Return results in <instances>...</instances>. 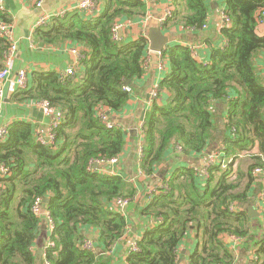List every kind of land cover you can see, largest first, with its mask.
Returning a JSON list of instances; mask_svg holds the SVG:
<instances>
[{"label": "trees", "instance_id": "obj_1", "mask_svg": "<svg viewBox=\"0 0 264 264\" xmlns=\"http://www.w3.org/2000/svg\"><path fill=\"white\" fill-rule=\"evenodd\" d=\"M105 1L97 17L85 19L74 10L35 30L38 45L74 42L83 47L85 58L74 78L35 72L27 88L17 90V102L48 101L63 118L51 146L38 144L33 125L18 121L0 142V165L10 171L0 179V264H41L33 251L42 221L31 211L36 198L49 200L43 207L54 224L49 232L54 247L45 250L48 264H115L111 256L84 250L82 244L89 231H96L102 251H107L126 233L125 214L130 212L137 228L139 223L158 224L142 231L125 264H179L189 235L194 250L188 264H235L239 255L247 264H264V207L262 221L247 212L256 198L254 187L263 189L262 178L253 172L264 171V77L256 69V59L264 53V36L256 32L264 0H224L231 25L221 29L223 45L211 47L207 62H198L190 47L182 45L162 52L169 67L160 83L165 100L146 111L142 134L137 135L143 155L138 161L133 143L130 169L155 176L176 145L181 151L173 153L174 160L212 151L221 156L208 167L207 178L199 167L175 168L167 191L143 206L134 202L133 184L139 178L102 176L88 169L91 161L121 157L129 140H136L122 126L104 128L97 114L125 110L131 96L123 87L129 81L132 88L144 73L148 44L145 37L120 43L112 34L118 20L145 16L144 1ZM172 5L170 20L184 28H201L208 20L209 0H172ZM0 20L7 22L1 12ZM3 49L0 38V69ZM256 146L257 153H251ZM244 152L248 154L242 156ZM230 159L237 161L234 178L233 161L221 166ZM117 198L129 200L125 212L113 207ZM233 203L239 209L230 212ZM227 238L238 241L227 243Z\"/></svg>", "mask_w": 264, "mask_h": 264}, {"label": "crops", "instance_id": "obj_2", "mask_svg": "<svg viewBox=\"0 0 264 264\" xmlns=\"http://www.w3.org/2000/svg\"><path fill=\"white\" fill-rule=\"evenodd\" d=\"M39 0H3L4 15L7 18V23L12 26L13 38L17 42L18 49L14 58L12 75L5 83L4 86V99L2 113L0 116V127L3 124L11 125L12 123L25 122L33 125L37 128H47L51 122L49 117L43 115L41 110L37 107L34 101H16V93L19 88L15 84V75L20 70H25L28 77V85L30 83V75L35 72H55L63 74L64 71L75 60L71 50L76 49L81 52L84 51L83 47L74 42H66L56 46H43L38 45L34 41L35 23L39 17L43 14L50 15L60 10H67L69 8L76 7L81 0H41L42 5L40 8L36 7V3ZM146 5L145 16H135L132 19H121L117 23L121 24L120 31L117 34V40L120 43H128L139 39L140 37H147L151 29H157L163 33L165 37L169 39L167 47L174 45H182L195 49L197 58L200 63L208 61L210 56L211 47L217 48L223 45V38L221 37V19L220 12L224 8V0H209L210 11L208 14L207 24L208 27L205 30L193 31L191 29L184 28L182 24L172 22L173 20H167L161 26L159 20L163 16L165 7L172 5V0H142ZM106 7L105 0H97V11L93 17H97L104 11ZM85 16V15H84ZM85 19L91 18V16L83 17ZM256 32L259 36H264V23H260L257 26ZM210 42V47L207 43ZM162 54V53H161ZM164 60H166L164 58ZM145 67H143L144 73L142 76L134 81V86L131 89V98L129 99L126 108L120 114L113 115L112 120L123 127L128 136L136 138L135 141L127 145L125 153L121 156L122 161L120 168L123 172V167L126 172L122 173V176L126 179L128 177L136 176L137 168L131 167L128 156L132 152L133 143L138 149L141 147L140 139H137V129L139 124L144 118L146 111L150 108L146 105L147 91L156 83L166 77L169 72V67L164 65V70H159V57L156 53L148 51L145 58ZM256 69L264 77V53L256 59ZM81 70V66H78L77 71ZM166 91H163L160 97V102L165 100ZM225 106V107H224ZM222 110L226 109V105L221 106ZM136 130V136L132 133ZM137 141V143H136ZM178 152L176 147H171V150L166 154L165 161L159 168L157 174L153 177L139 178L137 186V196L134 202L140 203L141 206L147 203L148 198L143 193V189L148 191L149 189L157 186L160 182L170 178L171 172L177 167L196 168L199 167L201 171L205 164L206 159L210 152H205L200 156L193 158L178 157L176 160L173 158V153ZM257 146L253 149V153H257ZM213 152V151H212ZM161 168L165 169V175L161 176ZM262 178L263 189L256 191L254 187L253 192L256 193L253 205L249 206L259 214L257 217L259 221H262V211L264 207V200L261 197L264 192V177ZM145 185V186H144ZM131 204H128L130 206ZM127 209V207H126ZM123 210V212L126 211ZM127 219V230L124 236L115 243L107 251H102L98 242V234L96 231H89L88 240L92 241L95 253L99 255H109L113 258L115 264H125L128 251L135 243V240L142 234V231L150 229L153 225L152 222L146 224H140L137 228L135 225L134 214L132 212L125 214ZM190 242H184L181 248V255L183 256L179 264H188V256L194 250L192 235H189ZM49 240V229L46 221H40L39 228L37 230V243L34 245L33 251L39 255V261L41 264H45V259L42 254V249ZM227 243L236 242L232 239H226ZM233 246V245H232ZM238 251V249H237ZM238 256V255H237ZM238 260L235 264H247V261H243L242 255L238 256Z\"/></svg>", "mask_w": 264, "mask_h": 264}, {"label": "built area", "instance_id": "obj_3", "mask_svg": "<svg viewBox=\"0 0 264 264\" xmlns=\"http://www.w3.org/2000/svg\"><path fill=\"white\" fill-rule=\"evenodd\" d=\"M42 5V1L39 0L36 3V7L40 8ZM74 10H77L82 17L85 16H94V13L97 11V0H81L80 3L74 7V8H69L67 10H60L57 11L56 13L50 14V15H41L39 17V19L36 21L34 29H38L41 27H45L49 24L50 20L52 18H63L65 17L67 14L72 13ZM0 12L4 14V8H3V0H0ZM172 13H173V5H169L167 7H165L164 11H163V16L162 18L159 20L160 25L162 26L163 23L169 19L172 18ZM85 15V16H84ZM220 19H221V28H226L229 27L231 25V20L228 17V15L226 14L225 9L223 8L222 11L220 12ZM260 23H264V11L261 14V18L259 19ZM208 27L207 22L201 27V28H192L191 30L193 31H201V30H205ZM121 28V24L120 23H115L114 27L112 28V34L113 37L115 39H117V34L120 31ZM0 38L4 40V49L2 51V68L0 69V116L2 113V107H3V99H4V86L5 83L8 81V79L11 77L12 75V70H13V63H14V58L17 54V49H18V45L17 42L14 40L13 38V31H12V26L10 24H8L7 22H4L3 20H0ZM147 39L148 42V38L145 37ZM191 52H192V56L193 58H197L196 53H195V49L194 48H190ZM150 51L149 50V45L147 44V52ZM151 52V51H150ZM71 53L74 55L75 60H73L72 64L64 71L63 75L66 78H74L75 74L77 72V68L78 66H81V62L82 60L85 58L84 53H82L79 50L73 49L71 50ZM154 53V52H153ZM159 57V66L158 69L159 70H164V65H165V60L164 57L162 56L161 53H156ZM145 58L146 55L144 57L143 60V67H145ZM15 84L17 86V88L19 89H26L27 85H28V77H27V73L25 70H20L16 73L15 75ZM123 90L126 91L127 93H129V95H131V89L128 86L123 87ZM164 90L160 87V83H156L153 84L147 91V99H146V105L148 108H151L154 103H159L160 102V97L161 94ZM37 107L41 110V112L43 113V115H45L46 117H49L51 119V122L49 124V126L47 128H37L34 130V138L35 141L42 145V146H51L54 144L55 139H56V130L63 118L62 113L55 109L53 106H51V104L48 101L42 100V101H37L36 102ZM97 117L100 120L101 125L108 129V130H112L114 128H119L120 125L116 123V121L112 120V116L108 115V113L105 112V110H99ZM142 125H143V120L141 121V123L138 126L137 132L139 135L142 134ZM8 128L9 125L8 124H3L0 127V142L2 140L5 139V137L7 136V132H8ZM176 150L178 152L181 151V148L176 145ZM253 153V151L251 152ZM250 153V154H251ZM248 153L244 152L243 155H246ZM143 152H142V148L140 147L138 149V161L140 160V158L142 157ZM221 156V154L217 151H213L211 152L207 159H206V164L204 166V168L200 171V174L203 175L204 178L208 177V173H207V169L209 166L213 165L214 163L217 162L218 158ZM122 161V157H118V158H112L110 160H100V161H91L89 163V170L93 171L96 174L99 175H111V176H116L119 175V173H117L116 171H113V168H117L120 166ZM233 160H229L228 162L225 161H221V166L222 168L226 167V164L228 163H232ZM236 164L237 161H233V174L231 175L232 178H234V172H235V168H236ZM99 167V170H98ZM254 174H258V175H262L264 177V171H261V169H255ZM10 175V171L9 168L4 166V165H0V179H3L7 176ZM122 176V175H121ZM136 178H147L145 177V175H143L142 171L137 168V172H136ZM135 178V179H136ZM168 179H166L165 182H160L157 186L149 189L148 191H146L144 194L147 198H153L155 194H158L160 192H165L168 189ZM135 182H138L136 180H134ZM134 182V184H135ZM3 192V185L0 184V197L2 195ZM262 199L264 200V192H262L261 194ZM129 204V200L125 199V198H117L112 202L113 207L116 208V210H120L123 211L124 209H126V207ZM43 200H41L40 198H36L32 204L31 207V211L32 213L40 220L42 221H46L48 224V229L49 232H52L54 229V224L53 221L48 213V211L46 209H44L43 207ZM239 209V206L236 203L230 204L229 206V211L230 212H235ZM158 224V222H154L152 225ZM232 240H234L235 242L238 241V239L236 238H230ZM54 247V243L53 241H51L50 239L47 241L46 245L43 247L42 249V254L44 256L45 259V250L48 248H52ZM82 249L90 251V252H95L94 251V246L93 243L90 240H87L85 242H83L82 244ZM137 248L135 245L132 246L131 251H136ZM45 264H48L45 261Z\"/></svg>", "mask_w": 264, "mask_h": 264}, {"label": "water", "instance_id": "obj_4", "mask_svg": "<svg viewBox=\"0 0 264 264\" xmlns=\"http://www.w3.org/2000/svg\"><path fill=\"white\" fill-rule=\"evenodd\" d=\"M169 39L163 35V33L157 29H151L148 34V45L149 50L154 53H162L168 46ZM130 84L129 81L125 83V86ZM225 107V106H224ZM136 136V130L132 133ZM49 203L48 199H43V204L47 205ZM247 212L250 218H257V214L252 207L247 208Z\"/></svg>", "mask_w": 264, "mask_h": 264}, {"label": "rangeland", "instance_id": "obj_5", "mask_svg": "<svg viewBox=\"0 0 264 264\" xmlns=\"http://www.w3.org/2000/svg\"><path fill=\"white\" fill-rule=\"evenodd\" d=\"M224 169V168H223ZM113 171H116L117 173H119V175H122V169L120 167H117V168H113L112 169ZM138 182H135L134 187L137 189V186H138ZM135 200V199H134Z\"/></svg>", "mask_w": 264, "mask_h": 264}]
</instances>
